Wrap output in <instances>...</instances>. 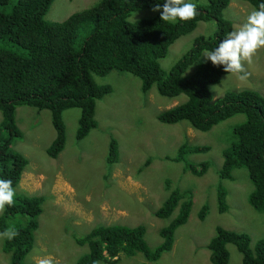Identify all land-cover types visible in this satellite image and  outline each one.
<instances>
[{"label": "trees", "instance_id": "obj_1", "mask_svg": "<svg viewBox=\"0 0 264 264\" xmlns=\"http://www.w3.org/2000/svg\"><path fill=\"white\" fill-rule=\"evenodd\" d=\"M205 1L197 3L199 13L193 20L169 24L159 19V12L135 22L128 20L131 12L152 8L156 0H99L58 22L43 18L53 0H0V177L10 179L13 188H17L28 163L13 147L15 139L22 136L15 120L17 106L49 110L55 137L47 154L55 158L65 146L63 112L74 107L80 109L75 136L82 139L97 126L96 101L112 92L110 84L97 83L92 74L104 76L113 70L128 71L141 80L143 92L155 85L162 96L175 97L181 93L187 96L184 102L157 115L164 124L186 120L195 129L206 131L236 113L245 115V120L233 128L234 141L223 151L219 178L232 179V169L245 168L253 188L248 193V203L254 210L264 212V96L255 90L242 89L227 91L213 101L209 87L229 73L210 61H201L192 73L185 74L204 50L214 48L232 29L231 21L223 16L231 0ZM243 1L253 7L260 3V0ZM10 3L7 12L3 7ZM208 20H215V33L195 37L192 47L165 74L158 59L166 55L168 46L192 31L198 22ZM9 43L25 49L26 54L8 49ZM186 142L179 148V158L186 163V169L205 175L206 161L193 164L186 155L206 151L208 147L190 146ZM117 158V141L111 137L106 161L113 163ZM165 182L166 198L153 215L167 219L168 223L158 228L161 242L155 248L150 249L144 239V225L102 223L83 235L73 236L78 244L88 247L74 264H110L114 259L109 257L120 253H140L145 261L139 264H151L169 251L176 229L189 217L194 192L173 188L170 179ZM226 195L225 187L218 185L216 200L220 213L228 208ZM14 199L15 203L6 205L0 214V232L14 228L19 234L11 240L5 237L2 248L11 255L9 264H27L25 258L33 247L38 217L47 198L18 193ZM175 209L176 215L170 218ZM206 211L205 204L199 211L201 220ZM13 218L16 223L11 225ZM246 235L216 226L207 244L211 264H227V243L234 244L242 253V264H264V239L256 241L252 252Z\"/></svg>", "mask_w": 264, "mask_h": 264}, {"label": "rangeland", "instance_id": "obj_2", "mask_svg": "<svg viewBox=\"0 0 264 264\" xmlns=\"http://www.w3.org/2000/svg\"><path fill=\"white\" fill-rule=\"evenodd\" d=\"M98 1L53 0L43 18L50 22L62 21ZM196 2L206 3L205 0ZM3 8L10 11L11 3ZM252 8L249 2L231 0L223 10V16L231 21L233 29L244 22ZM156 13L152 8L138 9L130 13L128 20L134 22ZM216 29L214 20L199 22L193 31L180 36L168 47L166 55L158 60L159 67L168 74L192 47L195 37L213 35ZM8 49L26 54L25 49L12 43L8 44ZM203 52L187 69V74L204 60ZM244 66L245 79L229 73L210 86L214 101L227 91L242 89L255 90L264 96V49L258 50L252 61L244 62ZM92 76L97 83L112 87L109 95L96 102L97 126L86 137L76 139L80 109H66L63 112L65 146L55 158L49 157L46 151L55 137L49 110L28 105H19L15 109L16 124L22 136L15 139L13 147L28 159L15 192L47 198L38 217L32 250L25 262L39 264L46 259L51 264H74L88 247L77 244L73 236L83 235L102 223L131 227L143 224L146 227L144 239L150 249L155 248L161 242L158 228L167 219L156 217L153 211L166 198V193L163 194L166 179L172 180L174 186L191 188L193 203L188 220L175 231L171 250L151 264H211L207 244L216 226L248 234L249 248L254 252L256 241L264 239V212L254 210L248 203L252 182L247 170L234 169L233 180L219 179L217 174L222 162L221 150L234 141L233 128L245 120V115L234 114L208 131L196 130L184 120L164 124L157 115L184 102L187 99L184 93L176 97L162 96L155 85L144 93L138 77L118 70L104 76ZM111 137L117 141L118 158L109 165L105 159ZM184 140L210 146L209 151L198 153L199 156H188L195 163H210L205 175L196 176L190 171L182 174L183 163L174 161L178 158V146ZM187 176L193 183L186 181ZM218 185L227 191L228 209L223 213L217 208ZM203 204L207 211L201 220L197 213ZM176 213L177 209L170 218ZM15 223V218L10 220L11 225ZM4 238L0 236V264H9L10 254L2 248ZM226 248L229 253L227 264H242L241 253L235 245L227 243ZM142 261L145 258L140 253L121 254L113 264Z\"/></svg>", "mask_w": 264, "mask_h": 264}, {"label": "clouds", "instance_id": "obj_3", "mask_svg": "<svg viewBox=\"0 0 264 264\" xmlns=\"http://www.w3.org/2000/svg\"><path fill=\"white\" fill-rule=\"evenodd\" d=\"M152 11L159 12V19L164 21L165 23H169V24H175L177 22H187V21L193 20L194 18L197 17V15L199 13V9H198V5H197L196 0H163L162 3L160 2V0H156V3L152 6ZM190 32H188V33H190ZM188 33H186V34H188ZM186 34H184V35H186ZM206 36H208V35H206ZM260 49H264V0H260L259 5L257 7L252 8V10L248 13L246 19L244 20V22L242 24H239V26L231 29L227 33V35H225L222 39H219L214 48L204 50L202 56H203L205 62L210 61L213 66H222L223 70L226 73H232V74L238 75L239 78L241 80H243V79H245V77L247 75V73L245 72L244 62L250 63L252 61V58L256 55V53ZM125 72L134 75L131 72H128V71H125ZM186 72H187V70L185 71V74H186ZM134 76H136V75H134ZM209 89H210V87H209ZM235 91H237V90H235ZM212 100H213V96H212ZM177 104H180V103H177ZM157 119H158V117H157ZM184 121H186V120H184ZM186 122H188V121H186ZM188 124L192 128H194L189 122H188ZM206 131H208V130H206ZM184 141H187V140H184ZM184 141L180 143V146L182 145V143H184ZM186 143L190 146L201 145V146L208 147V149L206 151L192 152L191 154L189 153L188 155H186L187 160L190 163L199 164V163L203 162V161H200L198 163H195V162L191 161L188 156L190 155L192 158V155H197L198 153L207 152L210 150V146L205 145V144H190L188 141ZM180 146H178V149H177L178 158H177V160H174V161L183 163V167L181 168V172H182V174H186L187 173L186 171H190V170L186 169V163L182 159L179 158ZM227 147H225L221 150L222 162H221L220 167L217 170L218 177H219V170H220V168L223 164V160H224L223 151ZM107 154H108V152H107ZM197 156H199V155H197ZM106 157H107V155H106ZM106 163H108V162L106 161ZM206 163H207V166H208L207 169H208L210 166V163L208 161H206ZM108 164L111 165L112 163H108ZM237 168H239V167H236L234 169H237ZM241 168H243V167H241ZM234 169H232V171H231L232 179H226V180H233L234 179V176L232 174ZM191 173L193 175H196V176L203 175V174L197 175L193 172H191ZM185 178H188V179H186L187 182L193 183L192 179H190L191 178L190 176H187ZM219 179H221V178H219ZM172 186H173V188L177 187L181 190L192 191L191 188H189V187H181L179 185L174 186L173 183H172ZM15 197H16V192H15V189L13 188L12 181L10 179L0 177V213H2L5 210L6 205L12 206L15 203V199H14ZM192 203H193V197H192ZM203 205H205V204H203ZM191 206H192V204H191ZM199 211L197 213L198 216H199ZM138 225H143V224H138ZM238 233H243V232H238ZM18 234H19L18 230L13 228V229H5V231L3 233H0V236L6 237L7 239L11 240L14 237H16ZM243 234L246 235V233H243ZM246 236L248 237V241L250 244L251 239L248 235H246ZM208 250H209V260H210V249H208ZM226 250H227V248H226ZM121 254H124V253H120V255ZM105 255H107V254H105ZM120 255L118 254L116 256V258L119 259ZM124 255H126V254H124ZM228 255H229V253H228ZM127 256H132V255H127ZM241 256H242V253H241ZM10 257H11V255H10ZM112 257H114V256H112ZM112 257H109V258H112ZM117 259H114V261L110 264H113ZM241 260H242V257H241ZM9 262H10V259H9ZM139 263H137V264H139ZM39 264H51V262L49 260L44 259V260H41L39 262Z\"/></svg>", "mask_w": 264, "mask_h": 264}]
</instances>
